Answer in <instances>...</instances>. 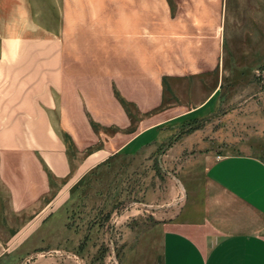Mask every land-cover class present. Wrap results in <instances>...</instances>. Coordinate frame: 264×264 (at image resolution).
<instances>
[{"label": "crops", "instance_id": "0c3cea01", "mask_svg": "<svg viewBox=\"0 0 264 264\" xmlns=\"http://www.w3.org/2000/svg\"><path fill=\"white\" fill-rule=\"evenodd\" d=\"M259 39L264 0H0V208L3 198L22 213L46 194L48 173L70 185L215 110L221 71L255 69ZM117 95L131 113L173 106L126 134ZM62 131L76 149L93 147L74 167ZM185 210L158 225L157 259L126 264H264L263 160L213 159Z\"/></svg>", "mask_w": 264, "mask_h": 264}, {"label": "rangeland", "instance_id": "374dc122", "mask_svg": "<svg viewBox=\"0 0 264 264\" xmlns=\"http://www.w3.org/2000/svg\"><path fill=\"white\" fill-rule=\"evenodd\" d=\"M261 61L255 69L221 71L217 108L172 124L160 142L114 154L70 185L48 173L46 194L22 213L10 214L1 198L0 264H126L135 253L144 262L157 259L158 225L186 214L207 164L232 154L264 161V55ZM168 106L134 111V128L125 133ZM61 137L71 167L93 148L80 151L65 132Z\"/></svg>", "mask_w": 264, "mask_h": 264}, {"label": "trees", "instance_id": "16d2710c", "mask_svg": "<svg viewBox=\"0 0 264 264\" xmlns=\"http://www.w3.org/2000/svg\"><path fill=\"white\" fill-rule=\"evenodd\" d=\"M117 98L119 99V101L121 102V104L123 105V107L125 108V110L127 111L128 115H129V118H130V121H131V125L134 124V122L136 121V118L134 116L133 113H131V111L128 109V107H131L132 104L128 103V102H125L122 98H120L118 95H117ZM93 126L94 123H91ZM134 127H131V129H133Z\"/></svg>", "mask_w": 264, "mask_h": 264}]
</instances>
